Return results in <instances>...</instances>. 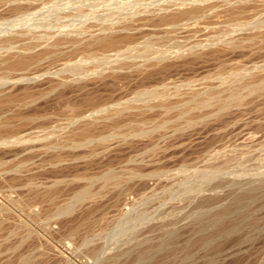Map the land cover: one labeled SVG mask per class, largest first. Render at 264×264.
I'll list each match as a JSON object with an SVG mask.
<instances>
[{"label": "bare ground", "instance_id": "6f19581e", "mask_svg": "<svg viewBox=\"0 0 264 264\" xmlns=\"http://www.w3.org/2000/svg\"><path fill=\"white\" fill-rule=\"evenodd\" d=\"M22 1L0 0V13L7 6L21 13L18 18L0 24V182L10 181L14 187L13 181L22 180L16 194L0 196V241L20 230L24 232L20 242L33 236L37 245L33 251L22 253L14 264L67 263L71 259L66 254L67 239H79L89 257H93L86 264H183L186 261L193 264L198 248L211 251L220 248L222 239L235 235L242 224L249 226L258 219L252 218L249 208L264 200V170L237 171L222 181L218 175L226 169V160L211 163L207 169L196 168L188 174H200L196 182L189 177L192 185L186 181L187 176L188 185H182L197 198L194 210L187 212L185 220H180L184 222L168 218L166 214L170 212L166 208L165 215L160 213L163 211L160 207V214L153 215L141 207L122 205L124 192L128 186L132 189L131 180L141 178L143 182V178L157 174L156 169L145 172L143 166L136 164L93 171L124 144H150V149L156 150L168 126H173L184 138L183 135L206 128L214 121L241 114L264 95V63L241 65L219 85H209L203 90L193 88L182 98L166 97L163 88L139 84L148 79L162 82L181 68L202 65L237 50L246 51L260 37V45L264 44V30L239 36H227L226 31H221L176 50L149 52L155 46L153 39L136 41L147 30L169 31L185 24V20L211 11L240 16L255 0H69L50 3L32 16L27 10L35 4ZM260 24L238 23L255 27ZM112 49L117 51L108 53ZM79 53L83 55L74 59ZM60 59L67 61L55 67ZM42 62L48 65L39 71H29L31 66ZM130 91L134 96L124 98ZM58 102L64 104L60 113L64 118L53 123L50 119L56 113L46 108ZM173 110H177L174 117H155L159 111ZM37 121L40 125L34 126ZM26 144L30 150L25 148ZM27 149L29 154L21 156ZM8 153L22 158L9 164L1 159ZM223 175L224 172L220 175L224 179ZM217 177L221 185L226 183L229 188L224 194L207 186ZM76 183L79 185L71 195L65 196L67 188ZM187 191L183 189V193ZM106 195H110V199L107 196L110 206L117 213L109 227L97 230L93 214ZM174 199L172 202L177 200ZM10 225H13L10 234L5 233ZM255 227L260 229L261 225ZM98 239L104 241L100 243ZM211 258L206 259H214Z\"/></svg>", "mask_w": 264, "mask_h": 264}, {"label": "rangeland", "instance_id": "374dc122", "mask_svg": "<svg viewBox=\"0 0 264 264\" xmlns=\"http://www.w3.org/2000/svg\"><path fill=\"white\" fill-rule=\"evenodd\" d=\"M27 1H32L35 4L32 8L27 10L28 13L30 12L31 16H32L33 15L32 13L36 14V13L42 11L50 3L52 4L53 2H56V1L64 2V1H69V0H23L22 2L26 3ZM71 1L80 2L81 0H71ZM96 1H102V0H96ZM147 1H149V0H147ZM255 1H256V3L249 5L247 10L240 16H229V15H224L223 13H215L214 11H211L210 13H207L206 15H203L199 18L185 20L184 21L185 24H183L182 26H180L178 28H170L169 31L155 30L152 32V30H147L146 32L138 35L136 41L137 42H143V41L150 39V38L153 39L152 41L154 42L155 46L153 48H151L149 50V52H152L155 49H165V48L170 49V50H176L179 47L188 48L194 44H197L198 42H200V40H206V39L212 37L213 35H215L216 33H218V32L220 33L221 31H226L227 36H230V35L239 36L238 34L241 35L245 32L247 33L250 31L264 30V0H255ZM7 7H8V9H7ZM7 7L5 8L6 10L4 9L5 11H2L0 13V24L10 22V21L18 18L19 15L21 14L20 12H18V10H15L14 7H11V6L10 7L7 6ZM240 22H245V23H258L259 22L261 24H260V27H255L254 26L255 24L249 25V26H247V25L240 26V25H238V23H240ZM218 30H220V31H218ZM260 39H261V37L255 39L253 45L250 46L248 49H246V51H245V49L244 50H237L233 53H230V55L228 54L227 56L222 57L220 59L211 60L209 62H206L205 64H202V65L196 64V65L190 66L188 68H181L177 72L175 71L174 73H171L172 75L168 76L169 78L167 77L162 82H160L158 79H153L154 81L152 79H148V80H146V82L143 81V83L140 82L139 84L140 85L145 84V85H148L150 87L158 86L160 88H163L166 97H172V98H182V97L186 96L187 93L193 88L203 90L205 87H207L209 85H219L224 78L229 76L235 70H239V66L241 67V65H243V67H244V66H251L254 63L255 64L264 63V44H262L263 46L260 45V43H259ZM119 49L123 50L124 48H119ZM116 51H117V49H112V50H109L108 53L113 54ZM82 55H83V53H79L75 56L74 59H77V58L81 57ZM66 61L67 60H65V59L58 60L55 63V67L61 66ZM47 65H48L47 62H42V63L31 66L29 71H31V72L39 71V70H42ZM52 65H54V64H52ZM163 83H165L166 85L163 86L162 85ZM133 87H136V85ZM132 96H134V92L130 91L124 98H129ZM252 103H253L251 105L252 107L250 109L242 112L241 114H239V113L233 114L231 116H227L225 119L223 118L222 120H220L218 122L214 121L211 124H208L207 125L208 127H206V128L203 127V128L194 130L192 132L190 131L191 133H193V135L191 133H190V135L187 133L186 134L187 137H186V135H183V137L184 136L186 137V138L184 137L185 139L182 138L181 134H178L177 132H175L174 127L170 125L166 129H164L163 137L160 138L158 143H157L159 148L157 147L156 150L150 149V146H151L150 144H148V145L147 144H143V145L142 144H140V145L139 144H131L129 146L124 144L121 147H119V149H118L119 151L117 150V152L115 151V153L113 152L112 155H109V157L106 158V160H104V164L102 162L100 167L97 168V166H96L94 169H96V168L97 169L96 170L93 169V171H97L98 169H105L108 166L109 167L115 166L116 169H120L124 166H127V167H129V166L132 167L133 165L136 166V164L140 165L141 167L143 166L142 170H145V172H152L156 169L155 171H158V173L152 174L151 177L148 176L146 179L143 178V182H142L141 178H139V181H138V178L137 179L135 178L137 181L135 179L131 180L130 184L131 183L132 184L131 185L129 184V185L131 186L132 189L129 190V186H128V190L126 189V191L124 192L123 199H122V205L124 206L127 203L126 204L127 206L125 205L126 207H131V208H133V207L137 208L138 207V209H139V207H141L140 209L142 211L146 212V210H147V213H148L150 210V213H148V214H151V212H152L153 215H155V214L159 215L162 212L164 213V209L166 208L165 210H167V212H170V213L165 212V213H167L166 215L169 214L168 218H170V219L171 218L172 219H178L179 218L178 221L185 220L186 218L184 216L189 214L187 212L194 210L192 208L196 207L197 198L195 197V194L191 193L190 191H187L186 187L183 188V186L188 185V182L189 181L191 182L192 179L195 180V181L193 180L194 183L196 182L197 176L199 177L200 174H198V175L192 174V176L191 175L188 176V174L193 173V170H196V168H197V170L199 168H200L199 170L207 169L213 163L218 164L219 162H222V160L223 161L226 160V164L224 166L226 169H223V172L225 174V175H223L224 179L222 178V176H220V175H222L223 172L218 175L219 177H221L222 181L223 180L226 181L225 178L233 176L232 173H235L237 171L239 172L241 170H245V171L254 173L256 171H263L264 170V95L261 97H258V99H256L255 102H252ZM49 107L46 109L49 111H52L53 113H56V115L51 117L50 120L53 123H57V122L62 121L64 118V115L60 114V113H62V111H63L64 104L62 102L52 103V105ZM176 114H177V110H173L169 113H164L162 111H159V112L155 113V117L156 118L174 117ZM221 121H223V123ZM215 122H216V124H215ZM225 122H226V124H225ZM33 125L39 126L40 122L37 121ZM209 125H211V126H209ZM204 128H205V130H204ZM34 129L39 130L38 127H35ZM201 129H203V130H201ZM179 135H180V137H179ZM195 135H197L198 137ZM190 139H193V140H190ZM232 141H233V143H232ZM239 142H241V143H239ZM28 145L29 144H26L25 148H27ZM135 145H136V147H135ZM30 146H32V144H30ZM145 146H147V147H145ZM164 147H166V148L164 149ZM28 149L30 150V147H28ZM28 149H27V151H25L26 150L25 149L21 153L22 154L21 156H23V155L26 156L27 154H29V153H26V152H28ZM226 149H229V150H226ZM146 150H148V151H146ZM220 151L221 152L223 151L222 153H225V154L220 153ZM215 152H217V154L219 156ZM213 154L215 156L211 157V155H213ZM115 156H117V157H115ZM18 157H20V155L8 153V154L3 155V157L1 159L5 162H8L9 164H14L18 161ZM20 158H22V157H20ZM109 158L111 159V161ZM133 158H135L136 160L134 161ZM216 158H217V160H216ZM147 160H149V161H147ZM150 160H151V163H149ZM216 162H218V163H216ZM109 163H111V164H109ZM157 169H159V170H157ZM162 169H163V173L159 174V172H162L161 171ZM190 170H191V172H190ZM183 171L184 172L186 171L187 175L185 174L186 172L184 173ZM179 172H180V174H179ZM170 173H171V175H170ZM174 173H176V174H174ZM175 175H177V177ZM167 176L168 177L170 176V177L167 178ZM172 177H174V178H172ZM185 177H187L186 181H188V182H185ZM189 177H191V178H189ZM219 177H217V178H219ZM188 178L191 180H189ZM217 178H215L216 181L211 182L210 183L211 185L208 184L207 186L209 188L211 187L210 188L211 191L216 192L214 190V188L215 189L217 188L216 189L217 192H219L218 190H220V192H223L221 194L226 193L229 188H227L225 186L226 185L225 182H224L225 184L221 185L220 178L219 179H217ZM176 179H177V181H176ZM174 180L176 181L175 184H174ZM167 181H169V182H167ZM182 182H183V184H182ZM193 182H191L192 185H193ZM10 183H12V182H10V181L0 182V196H5L6 193L9 194L10 192L13 194H16L18 188L20 187V184L22 183V180L13 181L14 187H11ZM81 183L79 182V184H81ZM79 184L76 183L74 185L69 186L64 195L70 196L72 191ZM169 184H170V187H169ZM136 185L137 186L140 185L141 187L140 186L137 187ZM171 185H173V187ZM175 187L176 188L179 187L181 189L177 188V190H176ZM135 188H137V189H135ZM142 188H143V191H142ZM182 188L184 189V192L187 191V193H183ZM211 191H209V192H211ZM166 192H168V193H166ZM181 192L183 195L181 194ZM172 194H174V195H172ZM175 194L177 195L176 196L177 198L174 197ZM184 195L186 196V198H184L185 197ZM189 195L191 198L188 197ZM107 196H108V198L110 197V195H106L100 201V206L98 205L99 208H98V206L96 207V208H98V210H95L94 214H93L94 219H95L94 228L97 230H100L104 227H109L113 223L112 219L115 217L114 214L117 213L115 208H112L110 206V200H109L110 198L108 199ZM164 196H165V198H163ZM148 197H150V198L148 199ZM125 198H127V199H125ZM131 198H134V200H132ZM171 198L172 199L175 198L174 200L177 199L176 200L177 202L176 201H174L175 203L172 202ZM103 200H104V202H102ZM106 201H107V203H106ZM143 201H144V203H143ZM145 201H147V202H145ZM166 201H168V204H166L167 203ZM184 201H186V202H184ZM191 201H193V202L191 203ZM183 202L185 204L184 206L182 205ZM175 204H176V206H175ZM101 205H102V207H101ZM106 205H107V208L105 207ZM171 206H173V207H171ZM178 206H179V208H178ZM154 207H156V208H154ZM159 207L163 211L160 212ZM183 207L186 208V210ZM96 208H94V209H96ZM101 208H103L104 211H107L109 213L104 212L103 209H101ZM108 208H110L111 210ZM142 208H144L145 210ZM174 208H176L175 209L176 211L174 210ZM177 208L179 210L180 209L181 210L179 211ZM249 209H250L249 212H251L250 215L252 216L253 219H254V217H257L258 219L260 217H263L264 216V212H263L264 211V200L256 201ZM259 209H260V211H259ZM182 210H184V211H182ZM158 212H160V213H158ZM171 212H173V213H171ZM165 213H164V215H165ZM106 214H107V216H106ZM103 215H105L106 217ZM177 215H178V217H177ZM180 218H183V219H180ZM258 219L255 218L254 222L260 221L261 223L258 222V224H257V222H256V225H258V227H260V225H261V228H264V217H263V219L260 218L262 220H260V219L258 220ZM180 222H184V221H180ZM252 224L251 225L248 224L249 226H247V224H246V226H243L245 224H242L241 225L242 227L239 228L240 231L237 230V232L239 231V233L236 232L235 235H233L234 234L233 233L232 234L233 236L230 235L231 237H229V235H228L225 238V240L222 239L221 243H220V248H217L218 251H216L217 249H215V250L212 249V251H211V249L204 250V248H202V249L198 248L196 251V254H195V258L193 259V261L195 263L193 262V264H222V263L223 264H264V230H261V228L260 229L256 228L255 223L253 224V227H252ZM12 226L13 225L8 226L4 232L5 233L8 232V234H10V230L13 229ZM19 231L20 230H18L14 234L11 233L7 239L0 241V264H14L16 259L22 253H25V252L30 251V250L33 251L36 248V246H35V245H37V243H36L37 241H35L36 238L34 239L33 236H32V239H31V237L30 238L28 237L27 238L28 240H25V242L23 241V243H22L20 241H22V235L24 232H22V231L19 232ZM249 234H250V237H249ZM251 235H252V237H251ZM58 236L61 237L60 234ZM239 236H240V240H239ZM241 236L242 237L245 236L242 238L243 240L241 239ZM246 237H247V239L244 240ZM98 240H99V242L101 241L100 239H98ZM104 240H102L101 242H103ZM224 242H226V243H224ZM232 242H233V244H232ZM66 243H67V246L65 247V249H67L66 254H67L68 258L69 259L71 258V259L67 263L64 261H61V262H55L56 264H86L90 261H93V259H92L93 257L91 255L89 257V254L85 251V248H83V245L80 243L79 239H75V240H68L67 239ZM72 244H73V246H72ZM68 248L70 250L72 249V251H70ZM219 249L220 250L223 249V250L220 252ZM68 250H69V254H68ZM209 251H210V253H209ZM83 252H86V254H83ZM218 253H223L222 254L223 256L221 254H218ZM206 254H208V255H206ZM209 256L214 258V259H212V258H211L212 260L206 259ZM55 263H46V264H55ZM42 264H44V263H42ZM183 264H188V261H186Z\"/></svg>", "mask_w": 264, "mask_h": 264}]
</instances>
